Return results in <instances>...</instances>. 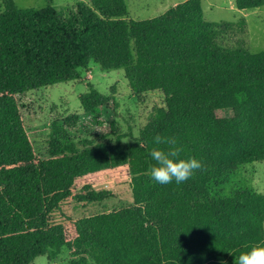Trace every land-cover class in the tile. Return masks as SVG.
<instances>
[{
    "label": "trees",
    "instance_id": "16d2710c",
    "mask_svg": "<svg viewBox=\"0 0 264 264\" xmlns=\"http://www.w3.org/2000/svg\"><path fill=\"white\" fill-rule=\"evenodd\" d=\"M125 14L124 0L77 1L65 16L49 0L39 8L0 0V264H29L61 246L74 255L63 264H236L264 239V194L230 180L238 165L264 159V50L218 42L231 23L204 19L199 0L144 19ZM90 61L120 67L132 92L158 89L164 106L124 145L118 135L74 140L75 115L53 118L37 156L16 95L76 79ZM78 103L93 113L105 98L87 84ZM156 135L176 138L181 158L204 170L156 183L147 175ZM118 166L132 179L130 204L49 221L77 177Z\"/></svg>",
    "mask_w": 264,
    "mask_h": 264
},
{
    "label": "rangeland",
    "instance_id": "374dc122",
    "mask_svg": "<svg viewBox=\"0 0 264 264\" xmlns=\"http://www.w3.org/2000/svg\"><path fill=\"white\" fill-rule=\"evenodd\" d=\"M46 1L12 0V4L15 8H39ZM77 1L89 3V0H49L62 16L72 11ZM179 1L124 0V17L148 18ZM199 3L204 19L231 23L229 30L217 36L218 42L228 47L241 46L249 52L264 50V4L236 9L232 0H199ZM87 84L105 98V103L93 113L84 112L78 103V94L86 90ZM16 99L23 127L39 157L46 155L53 118L75 115L76 121L69 129L74 140L85 138L111 142L118 135L124 145L137 135L153 107L164 106L163 95L158 89L132 92L120 67L102 70L91 61L79 69L78 78L19 93ZM230 180L264 194V159L238 165ZM131 182L126 166L101 169L77 177L70 187V194L59 202L48 219L50 222L67 223L82 215L128 205L131 203ZM73 257L70 249L61 246L57 253L47 251L33 256L29 264H63Z\"/></svg>",
    "mask_w": 264,
    "mask_h": 264
},
{
    "label": "clouds",
    "instance_id": "9594fccd",
    "mask_svg": "<svg viewBox=\"0 0 264 264\" xmlns=\"http://www.w3.org/2000/svg\"><path fill=\"white\" fill-rule=\"evenodd\" d=\"M153 142L158 147L150 150L154 163L147 175L156 183L181 184L189 180L197 171L204 170L202 161L195 157L181 158L182 148L178 146L176 138L156 135ZM236 264H264V239L247 246V250L239 254Z\"/></svg>",
    "mask_w": 264,
    "mask_h": 264
}]
</instances>
